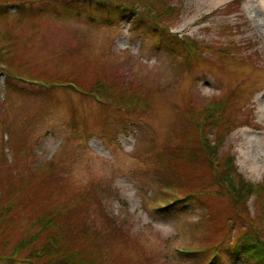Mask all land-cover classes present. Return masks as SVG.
<instances>
[{"label": "rangeland", "instance_id": "1", "mask_svg": "<svg viewBox=\"0 0 264 264\" xmlns=\"http://www.w3.org/2000/svg\"><path fill=\"white\" fill-rule=\"evenodd\" d=\"M62 1L35 0L39 17L21 18L20 0H0L8 8L0 17V58L14 76L34 79L7 87L0 72V256L31 264L26 255L45 241L38 234L43 213L82 203L71 215L87 216L90 234L71 240L84 264H205L213 250L219 264H250L228 258L242 232L228 198L204 167L176 169L169 156L186 151L191 115L203 135L221 142L218 158L231 155L246 182L264 185V0H148L159 14L152 30L199 45L195 66L156 48L159 37L146 27L131 33L139 4L137 14L108 25L102 12L90 20L82 0H64L73 4L65 8ZM167 7L172 12L161 14ZM53 81H74L87 92L102 82L111 96L99 105ZM131 96L145 107L131 115L115 110ZM222 99L204 120V103ZM192 191L202 195L195 202L187 199ZM174 198L181 202L171 204ZM167 203L170 209L156 212ZM247 205L264 228V199L255 192ZM192 249L213 250L191 261L177 254Z\"/></svg>", "mask_w": 264, "mask_h": 264}, {"label": "trees", "instance_id": "2", "mask_svg": "<svg viewBox=\"0 0 264 264\" xmlns=\"http://www.w3.org/2000/svg\"><path fill=\"white\" fill-rule=\"evenodd\" d=\"M34 1L35 0H20V2H17L18 5L16 7V14L21 18L27 17L29 15L39 17L38 12L33 7V4L35 3ZM39 1H48L43 2L45 5L46 3L58 0ZM238 1L239 0H235L234 2L236 3ZM81 2L83 3L80 4L85 6L86 13L88 12L89 14L90 20L94 19V16L92 15L93 12H102L105 17V24L108 25L113 23L114 20L116 21V23L118 20H125L127 15L137 14L135 12V9L139 4V6H143V10L141 9L140 13L135 16L133 23L130 25L129 30L131 31V33H137L138 30H144L146 27L151 33H154L159 37L157 43L159 47L155 45L156 48H161L163 46L166 51H176V53L184 55V59H186V61L192 66L197 65L198 60L201 58V48L196 42L190 41L187 37H179L175 34L167 35L169 34L168 29L162 30V33H157L151 29L149 22L151 23L152 27L155 28L156 26L153 23L155 22V18L159 16V14L155 12L157 6L155 2L150 3L148 0H82ZM72 5L73 4L71 3V1H68L66 3L63 0L62 5L59 6L61 8H65ZM51 7L55 8L58 6H56V4L53 2ZM88 9L90 10L88 11ZM77 10L79 11V9ZM171 12L172 9L167 7L166 9H163L161 11V14L167 15ZM7 14V5L0 4V17L7 16ZM192 66L189 68H195ZM11 70H14V68L11 65L4 63L0 58V72L5 76V83L7 84V87L13 85V83H11L12 81L22 83V79H26L27 77H29L27 74L22 73L14 76L11 73ZM70 84H74L75 87L79 89V92L81 93L80 95L86 96L89 94L90 98L99 105L105 104L106 99L111 96L102 82L95 83L90 92L82 89L74 81H53L51 83V86L73 90ZM47 87L48 84L44 83L43 88L47 89ZM121 101L123 103L120 105H116L115 110H125L126 112L124 113L126 114H134L135 112L128 111L136 110L135 106L139 105L145 107V104H143V100L139 102V99L136 96L123 98ZM225 103H227L226 99H222L219 103L213 101L204 103V120H206V118L208 117L214 116L221 109V106H223ZM102 108L107 107L103 106ZM126 121L128 120L126 119ZM185 121L186 128L184 133V142L188 145V147L186 148V151L184 153H178L176 151V155L172 153L171 156H169L171 160L170 162L174 161V167L180 170H183L187 166L204 167L208 172V179L210 183L214 187H216L219 193L226 196L230 201L232 210L237 216L235 218V221L238 223V225H240L242 232L239 233L233 245L228 246V258L233 263L243 258L245 263L247 262L250 264H264V228L262 227V223L259 219L250 217L247 205L250 197L255 194V192H257L261 199H264V185L256 187L251 183L246 182L237 172V168L234 164V158L231 155L226 154L223 157L218 158L217 149L220 146L221 142L214 143V141H211V139L206 136L207 133L205 131V135H203L200 132V129L197 127V120H195L193 116H185ZM105 124L107 125V123ZM191 134L195 137V139H198L201 142L196 143L191 140ZM177 175H179V173L176 174L173 170H171L169 176L173 181H176L178 180ZM166 187H171V182H167ZM200 194L201 192H189V196L187 197V199L191 202H195L202 196ZM83 201H85V199ZM175 202L181 201L177 198H174L171 204H174ZM82 205L83 204L81 203L73 209L59 211L54 216H51V213L48 212L43 213V216L39 219V221H43L44 227L39 231L38 234H44V237L42 239L45 240L44 244L40 249L32 248V251L26 255V259L24 261H27L31 264H84V257L78 256L74 251V249L76 250L77 248V246H74L73 243L74 238H72L71 240V236L83 240L80 237L81 235L85 236L90 234V231L87 229V227H85V223H87V216L83 215L82 212L79 211H76L71 215L72 211ZM171 207L172 205L167 203L165 207L156 209V212L161 213L167 211ZM102 213L104 216H106L104 212ZM46 217L49 218L45 219ZM81 225L84 226V228ZM79 228L80 230H78ZM85 238L86 237H84V239ZM20 248H17V251ZM211 250L213 249L206 250V252L201 250L198 251V253L186 252L178 255L181 257V260L184 259L187 261H191L193 259L187 257L206 258L207 254L204 255V253H207ZM47 256L49 258L48 260H45ZM220 257L221 255L219 254V252L217 250H213L211 256L212 259L209 260V262H206L208 258L205 259V261L203 259V262L205 264H219V262L221 261L219 260ZM0 259L2 260L1 264L16 263L15 256L4 257L3 255H1Z\"/></svg>", "mask_w": 264, "mask_h": 264}, {"label": "bare ground", "instance_id": "3", "mask_svg": "<svg viewBox=\"0 0 264 264\" xmlns=\"http://www.w3.org/2000/svg\"><path fill=\"white\" fill-rule=\"evenodd\" d=\"M263 146H264V138H263ZM253 168H256V167H253Z\"/></svg>", "mask_w": 264, "mask_h": 264}]
</instances>
